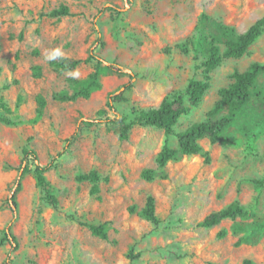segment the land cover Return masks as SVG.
Wrapping results in <instances>:
<instances>
[{
	"label": "rangeland",
	"instance_id": "obj_1",
	"mask_svg": "<svg viewBox=\"0 0 264 264\" xmlns=\"http://www.w3.org/2000/svg\"><path fill=\"white\" fill-rule=\"evenodd\" d=\"M63 4L74 15L41 17ZM263 16L264 0H0V264L8 263L10 252L13 264H264L263 73L251 102L219 142L206 137L201 153H179L164 168L156 162L164 130L135 126L123 140L120 126L90 122L99 119L110 93L122 95L117 107L129 120L184 93L190 80L204 78L205 48L217 40L219 25L240 35ZM217 42L224 51V41ZM92 49L134 74L133 85L123 88L129 76L110 74L89 99L53 100L55 92H73L71 78L84 79L94 68L82 63L60 73L49 65L56 51L86 59ZM253 63L264 64V30L245 56L225 59L213 72L199 105L186 102L190 111L169 144L178 148V134L193 123L226 115L225 108L209 116L219 90L235 70ZM37 65L43 68L39 79L32 73ZM40 95L47 101L41 116ZM24 148L34 149L41 164L53 163L46 177L56 204L30 173L13 212ZM145 170L152 180L142 178ZM92 171L100 177L97 195L91 182L77 179ZM148 196L156 200L159 225L143 215ZM232 203L248 217L211 229L199 225ZM83 224L104 225L108 239ZM9 225L17 250L2 244Z\"/></svg>",
	"mask_w": 264,
	"mask_h": 264
},
{
	"label": "trees",
	"instance_id": "obj_2",
	"mask_svg": "<svg viewBox=\"0 0 264 264\" xmlns=\"http://www.w3.org/2000/svg\"><path fill=\"white\" fill-rule=\"evenodd\" d=\"M110 10L119 13L120 10L115 7H110ZM74 15L68 5L63 4L58 8L53 9L49 13L41 14V17H48L54 19H61ZM203 20H207V16H203ZM264 30V16L257 20L245 33L237 35L232 27L226 25L218 26L217 40L224 41L225 50L221 48L216 39L207 41L205 48L206 59L203 62L204 78L201 80H190L184 93L172 94L160 103L158 107L142 111L139 117L134 120H129L123 116L119 111L117 104L122 99L121 94L110 93L104 109L97 112L99 119L90 122H100L106 124L108 127L120 126L121 139H128V135L133 127H151L164 130L166 133V141L162 150L157 155V165L164 168L171 160H173L179 153L192 156L198 155L202 151L200 141L206 137L211 139V143L215 144L221 140L225 132L232 127L235 121L243 114L247 106L252 100L254 87L260 74H264V64L253 63L245 71L235 70L232 74L231 83L219 90V100L216 102L214 108L209 112V116L215 117L224 112L226 108V115L216 119L196 122L190 125L187 129L178 134V148H174L169 144V137L173 134L174 129L180 118L189 113L190 106L199 105L207 92L211 88V80L213 72L223 63L225 59H240L245 56L252 46V44L262 35ZM82 63L93 64V71L84 79L71 78L69 83L73 92L66 90L55 92L52 99L58 102H75L78 99H89L93 92L99 90L102 86L101 78L110 74L128 75L130 82L124 85L123 88H129L133 85L136 76L132 73H127L125 68L114 63L107 62L103 57L98 55L95 49L90 50L86 59H71L65 56H56L49 65L54 67L60 73L72 72L76 70ZM33 77L39 79L43 77V68L40 65L32 68ZM189 102L190 106L186 104ZM39 105L38 114L41 116L46 108L47 101L40 95L37 97ZM5 108L6 106H2ZM111 114L112 116H107ZM5 123H10L5 120ZM53 163L43 165L40 163L38 154L34 149L24 148L22 151V159L20 166V176L17 181V186L11 196L13 212L17 211V194L22 188V179L26 174L33 173L36 178L37 187L45 192L48 199L53 205L56 200L49 195L48 182L46 174L52 169ZM142 178L145 180H152V172L145 170L142 173ZM79 182H91L93 187L91 189L92 195H97L100 192L99 181L100 177L97 172L92 171L89 174L80 175ZM144 217L154 225H159L156 214V200L153 196H148L145 208L143 209ZM248 210L239 203H232L226 208L214 212L207 216L199 225L201 227L211 229L219 225L224 220H236L237 218L248 217ZM90 229L95 237L107 240L108 233L104 225L83 224ZM224 232L219 234L224 236ZM8 243L13 250H17L18 242L12 233V226L7 227L2 244ZM12 252L9 253L7 264H13L11 260ZM130 258V256H129ZM244 264H255L250 259H245Z\"/></svg>",
	"mask_w": 264,
	"mask_h": 264
},
{
	"label": "clouds",
	"instance_id": "obj_3",
	"mask_svg": "<svg viewBox=\"0 0 264 264\" xmlns=\"http://www.w3.org/2000/svg\"><path fill=\"white\" fill-rule=\"evenodd\" d=\"M61 53L57 50L56 53H55V56H59ZM54 58V57H52Z\"/></svg>",
	"mask_w": 264,
	"mask_h": 264
}]
</instances>
